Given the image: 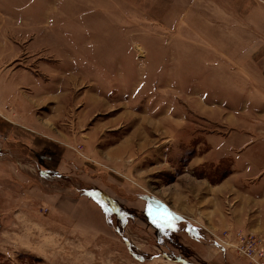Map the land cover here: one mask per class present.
Returning a JSON list of instances; mask_svg holds the SVG:
<instances>
[{"label":"rangeland","instance_id":"rangeland-1","mask_svg":"<svg viewBox=\"0 0 264 264\" xmlns=\"http://www.w3.org/2000/svg\"><path fill=\"white\" fill-rule=\"evenodd\" d=\"M263 98L264 0H0V264H248Z\"/></svg>","mask_w":264,"mask_h":264},{"label":"built area","instance_id":"built-area-1","mask_svg":"<svg viewBox=\"0 0 264 264\" xmlns=\"http://www.w3.org/2000/svg\"><path fill=\"white\" fill-rule=\"evenodd\" d=\"M244 237L245 245L242 246V249L238 247L237 250L241 255L245 257V260L248 264H264V238L254 237L253 235H251L250 237ZM220 243L223 244L225 250H232L231 248H227L229 246L226 243Z\"/></svg>","mask_w":264,"mask_h":264},{"label":"crops","instance_id":"crops-1","mask_svg":"<svg viewBox=\"0 0 264 264\" xmlns=\"http://www.w3.org/2000/svg\"><path fill=\"white\" fill-rule=\"evenodd\" d=\"M263 100H264V98H263ZM262 102L264 104V101H262ZM262 110H263V114H264V108H262ZM250 133H251V135H250V140H249L248 144H246L245 146L242 145L241 149L246 150V152H251L252 150L255 149L257 157L259 158L262 154H264V135H261V134L256 132V137H253V134H252L253 132L250 131ZM242 180H243V178H242ZM232 187L235 188V190H237L236 185L233 184ZM250 196H251V194L249 193V197ZM255 199L264 200V188H263V193ZM259 203H262V206H264V201L259 202Z\"/></svg>","mask_w":264,"mask_h":264},{"label":"trees","instance_id":"trees-1","mask_svg":"<svg viewBox=\"0 0 264 264\" xmlns=\"http://www.w3.org/2000/svg\"><path fill=\"white\" fill-rule=\"evenodd\" d=\"M63 155H64V153H62V156H61V158H60V161H59V162H61V159H62ZM58 165H59V163H58Z\"/></svg>","mask_w":264,"mask_h":264}]
</instances>
